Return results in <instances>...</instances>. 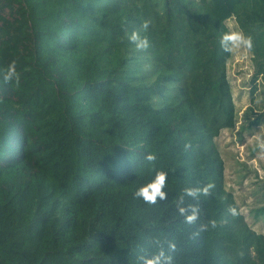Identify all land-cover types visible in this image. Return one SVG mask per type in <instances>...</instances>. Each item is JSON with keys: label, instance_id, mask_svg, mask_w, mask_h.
Here are the masks:
<instances>
[{"label": "trees", "instance_id": "16d2710c", "mask_svg": "<svg viewBox=\"0 0 264 264\" xmlns=\"http://www.w3.org/2000/svg\"><path fill=\"white\" fill-rule=\"evenodd\" d=\"M233 18L253 42L255 90L264 0H0V264L161 251L171 264H264L215 144L238 118L220 46ZM13 60L19 86L3 81ZM263 110L248 108L251 128ZM159 172L166 198L146 203L135 193Z\"/></svg>", "mask_w": 264, "mask_h": 264}, {"label": "rangeland", "instance_id": "374dc122", "mask_svg": "<svg viewBox=\"0 0 264 264\" xmlns=\"http://www.w3.org/2000/svg\"><path fill=\"white\" fill-rule=\"evenodd\" d=\"M226 26L230 31H241L235 18L228 20ZM254 73L251 50H234L227 74L237 123L234 129L223 130L215 144L224 162L226 188L234 194L249 227L264 234V215L257 216L255 212L264 206V149L259 147L264 143V125L251 128L248 116L249 107L262 109L264 106V80L259 78L254 90L251 81Z\"/></svg>", "mask_w": 264, "mask_h": 264}, {"label": "clouds", "instance_id": "9594fccd", "mask_svg": "<svg viewBox=\"0 0 264 264\" xmlns=\"http://www.w3.org/2000/svg\"><path fill=\"white\" fill-rule=\"evenodd\" d=\"M150 22L145 21L142 24V30L147 31L149 29ZM129 41L135 45L138 51H145L150 47L149 40L147 37H141L140 32L134 31L129 36ZM220 46L226 53H232L234 50L246 49L251 50L253 47V42L250 37L245 36L242 31H229L222 35L220 39ZM3 81L5 83H11L15 81L16 86L20 85V74L17 72V62L13 60L6 68L3 73ZM259 103V101H257ZM186 148L189 145L185 146ZM261 149H264V143L259 145ZM147 161L154 162L156 160L155 154H149L146 157ZM167 174L165 172H159L156 175V178L153 182L147 184L144 187H141L135 195L138 198H142L146 203L155 204L157 199H165L166 193L163 189L166 187ZM199 189H185V194L188 196H195L199 192ZM205 194L207 189H204ZM181 214H183L184 209H180ZM195 211V209L193 210ZM196 219L195 215L187 217L189 223L193 222ZM173 250L174 245L170 246ZM162 258L165 260V264H171V257H164L163 251L159 255L155 256L152 259H145L144 264H161Z\"/></svg>", "mask_w": 264, "mask_h": 264}]
</instances>
